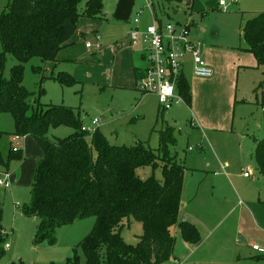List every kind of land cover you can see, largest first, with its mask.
<instances>
[{
	"label": "rangeland",
	"instance_id": "1",
	"mask_svg": "<svg viewBox=\"0 0 264 264\" xmlns=\"http://www.w3.org/2000/svg\"><path fill=\"white\" fill-rule=\"evenodd\" d=\"M11 1L0 0V16ZM186 3L153 0L163 22L181 24H186L189 16ZM217 3V0L193 2L190 39L203 49L212 76L217 71L219 80L205 84L204 78L194 75L192 64H187L190 104L179 90L176 94L183 101L168 108L160 105L156 95H142L130 84L133 70L117 56L122 45L128 43L126 34L137 19L144 27L152 23L146 0H103L106 16L96 21L102 22L100 26L93 19L80 18L77 35L54 61L34 57L24 65L23 85L31 94V102L39 99L45 108L51 105L72 108L86 126L98 119L97 128L112 145L141 143L158 150L161 133L170 129L177 140L170 149L186 168L179 221L184 218L198 227L202 242L186 243L176 224L171 228L176 240L174 255L167 264H211L218 259L223 264H264L261 258L264 255L253 250L254 246L264 250V221L258 223L253 214L244 218L248 216L246 209H250L249 200L257 203L259 195L264 197V177L259 172L253 138L264 139V67L257 64L241 34L249 19L264 13V0H240L227 10L217 8ZM84 9L82 3L80 12ZM96 33L105 38L103 46L107 44L111 50L103 47L101 51H90L86 47L88 42H95ZM17 64L15 58L8 57L6 79L11 78V69ZM144 64L150 65L148 61ZM63 73L70 75L75 84H61L57 79ZM0 129L11 137L15 135L11 114H2ZM72 131L60 127L49 136L52 140L63 139ZM0 147L7 148L6 141ZM20 148L26 161L19 173L14 172L13 179L19 180L12 184L11 190L0 188L1 224L6 243L11 247L6 249L4 245L6 254L0 264H63L76 250L84 259L78 246L93 230L96 221L93 217L58 229L56 245L35 243L38 222L26 216L24 207L30 204L28 187L42 151L32 137ZM225 165L229 169H223ZM247 166L254 168V181L242 177V169ZM138 173L142 179L154 175L163 180L161 165L155 170L144 167ZM226 174H231V181ZM261 210L264 212V207ZM205 213L209 219L203 222ZM142 233V225L133 221L122 231V237L135 245ZM223 243L224 255L220 248Z\"/></svg>",
	"mask_w": 264,
	"mask_h": 264
},
{
	"label": "trees",
	"instance_id": "2",
	"mask_svg": "<svg viewBox=\"0 0 264 264\" xmlns=\"http://www.w3.org/2000/svg\"><path fill=\"white\" fill-rule=\"evenodd\" d=\"M168 1H186V6L193 2ZM151 2L156 19L161 21ZM82 3L85 9L80 12ZM103 15V0H13L8 4L0 16V122L2 114H11L15 135L34 138L43 152L33 172L30 204L24 207L26 216L38 220L36 244L56 245L58 229L93 217V230L78 246L84 259L76 250L63 264H167L174 255L176 240L171 228L176 224L186 243L202 242L198 227L179 221L186 168L170 149L177 142L170 129L161 133L158 150L141 143L112 145L100 129L92 136L84 133L83 122L72 108H45L39 99L31 102L23 85L26 63L34 57L54 61L76 34L80 18L95 20ZM241 34L258 65L264 67V13L249 19ZM9 56L18 64L6 79ZM57 80L65 86L75 84L64 73ZM178 90L190 104V85L184 76ZM60 127L74 131L66 138L52 140L50 132ZM10 137L0 129V144L6 141L8 145L0 147V165L8 172L26 160L21 151L15 153L10 148ZM255 143L259 172L264 177V139L256 137ZM160 165L163 180L154 175L142 179L138 173L144 167L155 170ZM1 217L0 210V262L7 240ZM133 221L143 229L135 245L122 237Z\"/></svg>",
	"mask_w": 264,
	"mask_h": 264
},
{
	"label": "built area",
	"instance_id": "3",
	"mask_svg": "<svg viewBox=\"0 0 264 264\" xmlns=\"http://www.w3.org/2000/svg\"><path fill=\"white\" fill-rule=\"evenodd\" d=\"M147 1V6L152 10V2ZM240 0H217L218 7L227 10L231 5L237 4ZM153 11V10H152ZM154 13V12H153ZM134 27L129 32V40L132 46H141L150 63L143 77L137 80L136 89L142 95H156L159 103L164 108L172 106V104H180L183 101L176 94L178 90L179 79L183 76L184 66L188 58L193 63V73L200 78H211L213 70L206 64L201 49L194 45L190 39L191 26L193 25L192 16L189 15L186 24L174 23L172 21L163 22L156 19L142 29L139 24L140 20L135 22ZM95 42H88V49L99 50L102 47V36L97 34ZM98 119L92 121L91 126L82 125L81 130L92 136L99 128ZM26 136L13 135L11 142L12 150L20 152L19 146L22 144ZM250 176V169L245 173V177ZM13 184V173L0 170V188L10 190ZM20 206L17 205V210ZM9 244H5L8 249ZM255 252L264 255V250L257 246L253 247Z\"/></svg>",
	"mask_w": 264,
	"mask_h": 264
},
{
	"label": "crops",
	"instance_id": "4",
	"mask_svg": "<svg viewBox=\"0 0 264 264\" xmlns=\"http://www.w3.org/2000/svg\"><path fill=\"white\" fill-rule=\"evenodd\" d=\"M151 1V0H150ZM193 2H194V0H193ZM193 2L191 3V6H187V8H188V10H189V15H191V16H193L192 14V10H193ZM185 6H186V4H184ZM217 8H219L218 7V3H217ZM219 9H221V8H219ZM153 10V9H152ZM151 10V16H152V23H153V21H154V13H153V11ZM191 11V12H190ZM142 12H143V10H142ZM187 14V15H188ZM104 16H106V15H103V17L102 18H104ZM158 17H159V15H158ZM102 18H100V19H102ZM161 19V18H160ZM162 20V19H161ZM96 21H99L98 19H95V22L94 23H96V25H101L102 24V22L100 21V22H96ZM151 23V24H152ZM142 23H141V21H140V24H139V26L142 28V29H144L145 27H147V25L144 27L143 25H141ZM81 25H83V24H80V26ZM193 26V25H192ZM191 26V27H192ZM134 27H137V25H135V23H133L132 24V26L130 27V29H129V31H128V33L126 34V40L128 41V43H126L125 45L123 44L122 45V47H121V49L117 52V56L119 57V59L120 60H122L123 62H125L126 64H128V68H129V70H133V72H132V78H131V82H130V84L132 85V87H134L135 86V89H136V82H137V80L138 79H140L141 77H143L144 76V74H145V72H146V70L149 68V66L150 65H145L144 64V61H148L147 60V56H146V52H145V50L141 47V46H132L131 45V43H130V40H129V32L132 30V29H134ZM98 33H96L95 35H94V41L96 40V35H97ZM77 35V34H76ZM75 36V35H74ZM73 36V37H74ZM102 36V35H101ZM72 37V38H73ZM190 38H191V35H190ZM103 42H105V38L102 36V47L99 49V50H95V49H89L90 51H101L102 49H103V47H105L106 48V50L108 49V50H111V47H109L107 44H105L104 46H103ZM69 43V42H68ZM68 43H67V45H68ZM66 45V46H67ZM121 46V45H120ZM119 46V47H120ZM199 48H200V46H198ZM201 49V51H202V55H204V51H203V49L202 48H200ZM106 51H104L103 52V54L105 53ZM103 54L101 55L102 57H103ZM63 58V57H62ZM64 59V58H63ZM65 60V59H64ZM256 60V59H255ZM256 62H257V60H256ZM189 63H191L192 64V66H193V63H192V61L190 60V58H188V60L186 61V63H185V66H184V73H183V76L186 78V74H185V70H186V66H187V64H189ZM248 64H250V63H248ZM258 64V63H257ZM252 66H254V65H252ZM261 68V67H260ZM219 73H217V71H216V73L214 74V76H212L211 78H204L205 80H203V83H207V84H210V83H215L216 81H218L219 79ZM137 90V89H136ZM138 91V90H137ZM155 96V95H154ZM157 97V96H156ZM158 98V97H157ZM237 100V99H236ZM28 138H31V137H25V139H24V141L22 142V144L28 139ZM253 138H254V142H255V136H253ZM21 144V145H22ZM20 145V146H21ZM12 146H13V143L11 142V138H10V148H12ZM20 146H19V148H20ZM255 146H256V143H255ZM39 147V146H38ZM20 151H22L21 150V148H20ZM42 151V150H41ZM43 157V152H42V156L40 157V158H42ZM39 158V159H40ZM38 159V160H39ZM37 160V161H38ZM26 161V160H25ZM24 161V162H25ZM24 162L18 167V168H14V169H16V171H11L12 173H13V176H14V172H18L19 173V171L21 170V167H22V165L24 164ZM37 163V162H36ZM224 168L223 169H229V166L228 165H225V166H223ZM248 169H250V176L249 177H245V173L247 172V170ZM0 170H4L2 167H1V165H0ZM16 175V174H15ZM227 179H229V178H231V174H226V176H225ZM242 177H243V179L244 180H252V181H254V178H255V175H254V168H252L251 166H247V167H245V168H243L242 169ZM19 180V178L17 179V181ZM230 181L232 180V179H229ZM16 180H14L13 179V183H16L17 182ZM31 182H32V180H31ZM31 182L29 183V187H28V196H29V191H30V185H31ZM264 183V182H263ZM13 186V185H12ZM261 186H262V184L261 185H259V193L261 192L260 190H261ZM4 189V188H3ZM12 189V188H11ZM10 189V190H11ZM6 190V189H5ZM251 190V189H250ZM252 192H253V190H251ZM236 194L237 195H239L238 193H237V191H236ZM264 207V197H261L260 195H259V197H258V202L257 203H254L252 200H249V210H247L246 209V211H245V215L246 214H248V216L246 215L244 218H245V220H246V218H248L249 219V215H251L252 216V214L253 215H255L256 216V221L259 223V221H264V218H263V214H264V212H263V210H261L262 208ZM252 212V213H251ZM258 218V219H257ZM37 222H38V220L36 219V218H34ZM209 219V214L208 213H205V217H203L201 220L204 222V221H206V220H208ZM182 221H188V220H186V219H182ZM201 221V222H202ZM189 222V221H188ZM195 222L199 225L200 223H198V221L197 220H195ZM200 222V221H199ZM5 233V232H4ZM212 236V235H211ZM211 236L209 237V238H211ZM222 238V237H221ZM6 244H8V243H6ZM11 247H9L8 249H10ZM220 248H221V251H222V255H224L225 253H226V249H225V246H224V243L220 246ZM212 262H214V263H211V264H223L222 263V261H221V259H218V261H212Z\"/></svg>",
	"mask_w": 264,
	"mask_h": 264
},
{
	"label": "clouds",
	"instance_id": "5",
	"mask_svg": "<svg viewBox=\"0 0 264 264\" xmlns=\"http://www.w3.org/2000/svg\"><path fill=\"white\" fill-rule=\"evenodd\" d=\"M224 0H221V3L223 4Z\"/></svg>",
	"mask_w": 264,
	"mask_h": 264
}]
</instances>
